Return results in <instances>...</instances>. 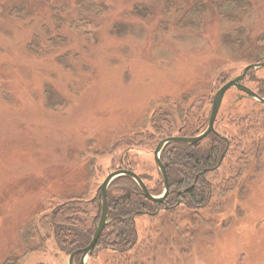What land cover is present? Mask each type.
Segmentation results:
<instances>
[{"label": "rangeland", "instance_id": "rangeland-1", "mask_svg": "<svg viewBox=\"0 0 264 264\" xmlns=\"http://www.w3.org/2000/svg\"><path fill=\"white\" fill-rule=\"evenodd\" d=\"M194 1L0 0V264L9 257L68 264L40 226L54 203L91 202L124 164L155 182V145L145 137L154 132L153 114L168 112L176 122L173 104L180 102L207 117L215 91L264 60V0H243L230 17L219 9L225 0H204L185 24ZM256 76L264 79V67L246 78L252 90ZM237 93L223 98L221 132L239 137L244 123H226L249 118L264 136L260 106L248 99L233 106ZM259 158H248L236 175L241 185L215 194L212 208L200 211L204 222L186 227L189 235L178 238L172 215L137 218L139 241L150 230L149 245L161 244L160 234L166 246L154 245L144 264H264ZM36 222L43 248L33 252L39 245L25 237Z\"/></svg>", "mask_w": 264, "mask_h": 264}, {"label": "trees", "instance_id": "trees-1", "mask_svg": "<svg viewBox=\"0 0 264 264\" xmlns=\"http://www.w3.org/2000/svg\"><path fill=\"white\" fill-rule=\"evenodd\" d=\"M166 1L169 4L170 0ZM242 1L225 0L220 4L219 9L226 17H230L233 15L235 5H241L239 2L242 3ZM203 2L204 0H195L193 2L191 9L184 14L183 22L185 24L193 22L188 20V16L190 18L192 15L196 16L195 11L203 9ZM255 82L257 85L255 91L258 95L264 97V80H256ZM240 101L242 100H238L233 106ZM173 108L177 117L176 122L171 120L172 117L168 112L160 110L156 111L150 118V126L154 132L145 135L148 142L154 141V145H156L159 140L165 137L188 135V131L185 129L191 130V134H193L197 128L201 130L205 127L207 117L201 107H199L198 111V113L201 112V115L199 114L198 118L192 116V113H194L192 105L185 108L179 102L178 104H173ZM260 109L264 114V108L260 107ZM193 118L194 121H192ZM230 119L232 121H228L226 125L234 126V128L236 123H244V129L239 133V137H232L230 134L220 130V137L212 134L196 145L171 143L161 151L160 161L166 170L169 194L161 205L159 213H155L156 208L153 203L142 197L136 183L132 179L126 177L116 178L109 186L106 194L108 224L104 228L88 261L99 259L102 256L104 260L102 264H144L145 253L156 250L155 247L157 249L166 247L164 237L160 238V234L157 237V242L161 244H154L155 247L154 245L150 246L152 242L151 238L148 237L150 230L139 241L135 225L137 218L147 217L154 219L159 216L171 215L174 218L179 217L180 221L177 220L174 223V218L171 221L175 232H180L177 235L178 238H181L183 234L189 235L191 233L190 230L186 229L190 224L193 226L198 222H204L200 211L212 208V200L216 193L222 196L228 193L232 186L241 185L236 175H239L241 168L246 162H249L248 158L251 157L256 160L260 157L258 160L260 163V160L264 157V136L258 133L257 125L255 128L252 124L253 121H248L249 118L236 120L235 117H230ZM217 120L218 124L222 123L218 117ZM176 123H179L178 127H176ZM180 127L182 131H185L178 134L177 130ZM172 131L175 133L174 135ZM253 134L256 135V139L252 137ZM132 141L129 140L128 142L132 143ZM123 144L125 145V142ZM126 156L127 154L125 153L120 156L119 161L121 164H123ZM120 169L134 172L131 167H126L125 164ZM221 170H224L222 175H220ZM156 172L157 180L149 184H146L144 176L134 172L140 177L149 193L153 196H158L163 191L162 179L157 169ZM59 199L51 207V213L40 221V226L47 233L52 232L57 245L56 249L69 256L74 251L82 249L89 244L101 210L96 198L91 200V202H86L78 197H60ZM145 212L151 214L145 215ZM37 223L32 224L27 229L25 237L27 242H34L35 240L34 243L39 245V247L36 246L32 250L33 252L36 249H41L40 247L43 248V237L38 231ZM29 252L27 251L24 254ZM20 263L21 259L19 257H9L3 262V264Z\"/></svg>", "mask_w": 264, "mask_h": 264}, {"label": "water", "instance_id": "water-1", "mask_svg": "<svg viewBox=\"0 0 264 264\" xmlns=\"http://www.w3.org/2000/svg\"><path fill=\"white\" fill-rule=\"evenodd\" d=\"M263 67H264V61L261 63H257V64L247 65L242 70L240 75L230 79L228 82L223 84L216 91V93L214 94V96L212 98L211 109H210V113L208 116L207 127L201 134H199L195 137H192V138L170 137V138H166V139H163V140L158 142V144L156 145V147L153 151V160H154L155 167L158 170L159 175L162 179V183H163V192L161 195H159L157 197L152 196L148 192L145 184L140 179V177H138V175H136L134 172H132L130 170L119 169V170L111 172L110 174H108L104 178V180L102 181V183L99 185V187L97 189V197H98L97 203L100 205L101 213H100L98 223L95 226V230L92 234L91 240L85 248L80 249V250H76L69 256L68 264H75V257L77 255H80V263L79 264H85L86 258L88 256H90L91 253L93 252L95 245L98 242V240L100 239L104 228L108 224L106 194H107V190H108L109 186L111 185V183L116 178L126 177V178L132 179L136 183L142 197L147 199L148 201L155 203L157 205V208H158L159 205L167 197L168 189H169L166 170H165L164 165L160 162V158H159L161 151L167 145H169L171 143H188V144L192 145V144H195L197 142L202 141L210 133H213L214 132L213 123H214V120H215L217 113L219 111V108H220L222 99L224 97V94L231 89H235L239 92H242L244 95L248 96L249 98L253 99L257 103L262 104L264 106V98L259 97L256 93L251 91L248 87H246L240 83L244 79L248 70H258V69H261ZM223 155H224V153H223ZM157 212H158V209H157Z\"/></svg>", "mask_w": 264, "mask_h": 264}, {"label": "flooded vegetation", "instance_id": "flooded-vegetation-1", "mask_svg": "<svg viewBox=\"0 0 264 264\" xmlns=\"http://www.w3.org/2000/svg\"><path fill=\"white\" fill-rule=\"evenodd\" d=\"M261 62H263V61H261ZM261 62H258V63H261ZM252 64H257V63H252ZM253 70H248L247 71V73H246V75H245V77H244V79L240 82L242 85H244V86H246V87H248L246 84H245V80H246V78L249 76L250 77V75H251V72H252ZM241 74V73H240ZM239 74V75H240ZM257 78V79H256ZM256 78H253V80L254 81H252V82H254L255 84H256V80L258 81V80H264L263 78H261V77H257L256 76ZM251 91H253L254 93H256L257 94V92L255 91V90H252V88H250V87H248ZM232 90V89H231ZM235 90V89H234ZM217 91V90H216ZM216 91H215V93H216ZM237 91V90H236ZM238 93V96H237V98H236V102L238 101V100H243V99H248V100H251V101H253L255 104H257V105H259L261 108H264V106L262 105V104H259V103H257L256 101H254L253 99H251V98H249L248 96H246V95H244L242 92H239V91H237ZM214 93V94H215ZM227 93V92H226ZM225 93V94H226ZM214 94H213V96H214ZM225 94H224V96H225ZM258 95V94H257ZM213 96H212V98H213ZM259 97H261V98H264V97H262V96H260V95H258ZM212 98L210 99L209 98V105H210V109H211V102H212ZM224 98V97H223ZM222 101H223V99H222ZM221 104H222V102H221ZM220 107H221V105H220ZM210 109H209V113H210ZM220 109V108H219ZM209 113H208V115H207V123H208V116H209ZM217 116H216V118H215V120H214V123H213V129H214V132L213 133H210L209 135H217V136H219L220 137V127L218 126L219 124L217 123ZM207 123H206V125H205V127L203 128V129H201V130H198V128L195 130V133H193V134H191L192 133V131L191 130H187V129H185L186 131H188L187 132V134L188 135H186V136H181V135H177V136H171V137H184V138H192V137H195V136H197V135H199V134H201L205 129H206V127H207ZM184 130V131H185ZM184 131H182V128L180 127L178 130H177V132H178V134H181V133H183ZM191 134V135H190ZM208 135V136H209ZM207 136V137H208ZM206 137V138H207ZM166 138H170V137H165V138H163V139H166ZM205 138V139H206ZM163 139H161V140H163ZM205 139H203V140H205ZM161 140H159V141H161ZM202 140V141H203ZM158 141V142H159ZM158 142L156 143V145L158 144ZM201 142V141H200ZM197 143H199V142H197ZM197 143H195V144H192V145H196ZM186 144V143H185ZM188 144V143H187ZM156 145H155V147H156ZM189 145H191V144H189ZM155 147H154V149H155ZM160 158V157H159ZM161 162V161H160ZM149 192V191H148ZM162 194V193H161ZM160 194V195H161ZM168 194H169V189H168ZM153 196V195H152ZM159 196V195H158ZM155 197H157V196H155ZM167 197H168V195H167ZM166 197V198H167ZM94 198H98L97 197V193L95 194V196H94ZM93 198V199H94ZM165 198V199H166ZM145 199V198H144ZM164 199V200H165ZM145 200H147V199H145ZM97 201H98V199H97ZM148 201V200H147ZM149 202H151V201H149ZM164 202V201H163ZM163 202L159 205V207L157 208V205L155 204V203H153V202H151V203H153L154 204V206H155V213H159V211H160V209H161V205L163 204ZM100 206V205H99ZM157 209H158V212H157ZM151 213H146L145 212V215H150ZM144 216V215H143ZM103 233V232H102ZM102 235V234H101ZM97 244V243H96ZM95 247H96V245H95ZM85 248V247H84ZM83 249V248H82ZM95 249V248H94ZM78 250H80V249H78ZM94 251V250H93ZM72 254V253H71ZM92 254V253H91ZM70 256V255H69ZM69 256H68V259H69ZM88 258H89V256L86 258V260H85V264H87L88 263ZM80 263V255H77L76 257H75V264H79Z\"/></svg>", "mask_w": 264, "mask_h": 264}]
</instances>
